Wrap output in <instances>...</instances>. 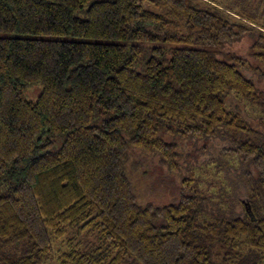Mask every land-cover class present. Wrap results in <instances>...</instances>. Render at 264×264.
Returning a JSON list of instances; mask_svg holds the SVG:
<instances>
[{"label": "trees", "instance_id": "1", "mask_svg": "<svg viewBox=\"0 0 264 264\" xmlns=\"http://www.w3.org/2000/svg\"><path fill=\"white\" fill-rule=\"evenodd\" d=\"M246 1L0 0V264H264V134L239 112L264 109L244 73L264 80V24ZM244 37L250 57H226ZM205 139L228 144L183 176L180 143ZM134 151L181 175L178 199L138 204ZM228 152L243 211L209 191Z\"/></svg>", "mask_w": 264, "mask_h": 264}, {"label": "rangeland", "instance_id": "2", "mask_svg": "<svg viewBox=\"0 0 264 264\" xmlns=\"http://www.w3.org/2000/svg\"><path fill=\"white\" fill-rule=\"evenodd\" d=\"M245 4V6L249 8L256 15V17L259 18V20L261 19V23L264 24V0H252V2L246 1ZM249 44V37H244L239 42L226 45L222 50H225L223 52L226 57H228L229 54H236L247 59L249 56ZM219 50H216V52ZM250 66H253V70L250 69ZM247 67L249 68L244 70V73L254 81L259 89L264 90V80L260 78L258 72L256 71V68L258 67L257 63L253 60H249ZM231 94L232 93L227 94L225 99H227ZM230 97H232V95ZM28 98L35 99L32 94H30ZM239 112L243 117L248 119L255 129L264 134V109H254L244 103H239ZM214 139H205L199 141L198 143L193 141L180 143L183 176H189L190 171L194 170L192 168H188V165L190 166V164H198L200 162L201 164L205 163L211 155L213 156V154H216V152L225 148L227 146L225 144H228L222 139L219 142ZM200 149L203 151L199 152L198 150ZM228 155L231 157H227L226 161L225 159H222V162H219L224 164V168L227 170L226 175L224 172H218L215 165H210L206 168V170H209L212 175L214 174L213 180L216 185V187H212L209 191L216 197L217 201L221 202V207H224L225 205L227 206V204L233 205L236 203L232 207H227H230V210L233 212L243 211L245 210L244 202L249 195V191L243 178H241V173L247 169H245L246 167L244 166L242 168L238 166L237 159L231 152H228ZM132 160L134 162L132 164L134 165L131 167L135 170L136 183L140 186V190L139 188H135L138 195L139 205H146L148 203L164 205L170 204L178 199L181 191L182 180L180 174L175 175L169 172L160 164L157 157L144 155L138 151H134ZM202 166L203 165L200 167ZM197 170L199 171V169ZM202 170L203 169H201V172ZM198 171H196L195 174L199 177ZM235 183H239V187ZM219 185L222 186L220 190L217 188ZM139 194H141V197ZM247 209L249 210L248 206ZM132 263L139 264L138 262Z\"/></svg>", "mask_w": 264, "mask_h": 264}, {"label": "water", "instance_id": "3", "mask_svg": "<svg viewBox=\"0 0 264 264\" xmlns=\"http://www.w3.org/2000/svg\"><path fill=\"white\" fill-rule=\"evenodd\" d=\"M254 219V218H253Z\"/></svg>", "mask_w": 264, "mask_h": 264}]
</instances>
